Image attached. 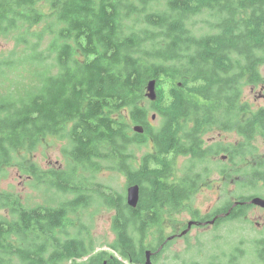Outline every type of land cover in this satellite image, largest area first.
Wrapping results in <instances>:
<instances>
[{
	"label": "trees",
	"instance_id": "1",
	"mask_svg": "<svg viewBox=\"0 0 264 264\" xmlns=\"http://www.w3.org/2000/svg\"><path fill=\"white\" fill-rule=\"evenodd\" d=\"M205 11L217 21L197 35L190 20ZM16 29L27 47L24 61L40 67L34 72L40 84L25 95L0 96V170L18 150L32 151L71 123L69 166L43 170L31 163L28 172L72 197L64 200L69 207H28L11 194L0 196V208L13 216L0 218V264H65L95 250L91 230L72 211L100 198L116 210L109 246L140 250V257L164 204L178 210L194 187L165 180L173 177L172 156L191 147L205 160L199 136L213 125H237L250 135L258 123L264 128V111L241 121L240 102L245 80L262 81L264 0H0V35ZM153 79L157 98L147 106ZM149 109L163 124L153 126ZM149 138L154 151L136 166L131 147ZM104 159L124 173L126 187L139 184L136 209L125 193L95 180ZM76 224L82 235L68 233Z\"/></svg>",
	"mask_w": 264,
	"mask_h": 264
},
{
	"label": "rangeland",
	"instance_id": "2",
	"mask_svg": "<svg viewBox=\"0 0 264 264\" xmlns=\"http://www.w3.org/2000/svg\"><path fill=\"white\" fill-rule=\"evenodd\" d=\"M42 5L46 11L49 10L46 4L42 3ZM216 21L217 17L213 16L212 12L205 11L193 16L190 20V26L197 35H201L202 32L212 30L213 22ZM41 27L39 26L38 28ZM213 31H215V28ZM21 32L22 30L16 29L6 35H0V96L8 94L25 95L40 84V79L38 74H36L40 69L39 65L24 61L27 47L25 43L18 40ZM46 43L47 41L42 43L41 49L46 46ZM259 68L262 81L254 85V83L245 80L243 84L242 100L248 102L247 105L250 107V110L252 109V112L264 106V60ZM57 70L58 68L53 64L51 72L54 73ZM35 71L36 73H34ZM147 99V106H150L151 99L148 96ZM149 110V120L153 126L158 127L163 124V119L151 109ZM252 112L249 111L247 116L252 115ZM153 115H155V118H153ZM71 125V123L66 125L63 128L62 134H48L44 136L32 151L25 152V149L18 150L19 157H14L12 164L4 165L2 170H0V196L6 193L11 194L14 197H18L28 207H36L37 205L69 207L65 204L64 200L71 198L72 195L66 193L65 190H62V193L53 187L47 188L45 179L42 184L37 182L28 172V167L31 163H35L43 170L69 166L70 159L67 151L71 146L68 136ZM135 126V124H131L132 129ZM131 134L133 135V132ZM202 136L206 141V145L221 142H232L234 145H240L243 141V137L237 130L230 129L227 131L218 126H215V128H205ZM252 142H255V140ZM131 149L130 151L134 159L133 163L139 166L142 157L146 153L154 151V145L152 141L148 140L143 145H133ZM23 152H25L27 158H24L26 156L22 155ZM192 159L185 157L183 154L172 156L174 164L173 174H176V179H181L184 175L191 174L193 176L196 173L203 172L205 178L202 184L208 181V177L213 179L214 182L209 188L201 189L200 187L188 200H185L184 203L182 202L183 205L178 210L168 213L164 212L163 216L168 215L164 218L165 222L160 223V227L162 225L166 226L167 223L178 224L183 222L190 216L189 208L193 206L206 209L208 204L213 203V201L211 203L210 201L218 196L219 201L217 204L219 205L221 202L224 204L230 197L229 190H233L234 199L255 193L253 187L248 186L249 179L247 180L244 176L237 177V167H243L244 165L238 164L235 167L234 180L236 181L233 185L229 186V181L220 172V169L225 167L226 163L220 156L211 159L206 158L202 163L201 160ZM236 163L237 160H235ZM101 164L103 165L102 169L95 174V180L101 184L110 186L118 195L125 193L127 197V178L124 173L115 169L111 160L104 159ZM80 172L81 174L90 175L83 170ZM171 179L172 176L168 180ZM258 193L262 194V191L259 190ZM103 204H105V199L100 198L91 201V206L88 208L72 211L73 213H77L75 218L91 230L90 237L93 238V243L97 250L107 249L115 235L112 230V218L115 216L116 210ZM138 205L139 203L137 206H129L136 209ZM167 210L170 211L169 207ZM168 216L170 218L166 219ZM7 217H13L10 210L0 208V218ZM257 221L262 220L257 217H254L251 221H248L246 217L239 218L237 221H231V223H226L208 232H203L200 235L199 245L188 243L186 253H183V246L176 245L172 249V252L170 249L166 257L160 258L157 264H179V262H175L173 259L187 260L184 264H195L201 261L203 256L210 257L211 254L206 253L207 251H210L212 255L221 257L222 260L215 259L213 261L221 262L222 264H227L226 258L233 259L231 264H264V247L262 246L263 241H261L264 239V224L261 228L256 225L255 222ZM76 226L77 224L71 226L68 233L74 236L82 235V231L74 230ZM128 233L130 232L128 231ZM84 234L86 235L87 233L84 232ZM149 241L153 242L154 239H150ZM261 249L262 257H260ZM241 250L243 251L242 253L240 252ZM201 252L203 256L199 254ZM177 254H179L178 258H175ZM74 260H77V258H74ZM69 262L65 264H69Z\"/></svg>",
	"mask_w": 264,
	"mask_h": 264
},
{
	"label": "flooded vegetation",
	"instance_id": "3",
	"mask_svg": "<svg viewBox=\"0 0 264 264\" xmlns=\"http://www.w3.org/2000/svg\"><path fill=\"white\" fill-rule=\"evenodd\" d=\"M259 73L261 75L260 68ZM248 78L249 76L246 77V79ZM242 97L243 93L241 95L240 102L246 109L243 110L241 121L245 122L246 124L247 122H249V118L251 116H247V113H249V111L252 112V109L250 110V107L247 105L248 102L242 100ZM258 111H264V106L253 111L252 115ZM210 127L215 128V125ZM230 129H235L239 132L237 125L231 126L228 129L226 128L225 130L228 131ZM239 134L243 137V141L242 143H240V145H234V143L232 142H221L215 143L213 145H206L205 139L202 135H200L199 138L201 142L199 148L202 152L205 153V159L217 158L220 156L222 160H225V167H222L220 169V172L221 175H224L226 177V180L229 181V186L233 185L236 181L234 180L235 167H237L238 164L244 165L243 167H237V177L244 176L245 178H247V180L249 179L248 186H252L255 190V193H252L248 196H240L239 198L234 199L232 192L233 190H229L230 197L224 204L222 202L219 205L217 204V202L219 201L218 196L217 198L212 199L210 201V203L212 201L213 203L208 204L206 209L193 206L192 208H189L190 216L183 222L178 224L167 223L166 226L162 225L160 227V223H164V218L168 215L166 214L165 216H163L164 212L168 213L167 208L169 207V203L164 204L162 215L159 217L158 221L155 222L156 224H152V226L149 228V231L146 233V237L142 241V244L145 246L146 249L144 253L142 252L140 257V250L134 248L133 250H129L128 248L115 249L109 246L107 249L104 248L100 250H92L81 258H77V260L71 259L69 260L70 262L68 261L69 264H157V261L160 258L166 257V254L170 251V249L172 252V249L176 245L183 246V253H186L188 243H191L193 245H199L201 233L208 232L213 228L220 227L226 223H231V221H237L239 218L246 217L248 221H251L254 217H257L262 221H257L255 223L257 226L262 228V225L264 224V205L255 203L254 199L257 197L264 199V128L258 123L256 125V129L251 135L250 131H247V134L240 132ZM253 140H255V142H252ZM182 154L185 155V157H190L191 159L193 158L192 160H199V158L195 156L191 147H189V150L187 152ZM182 154L179 153V155ZM235 160H237L236 164ZM204 178L205 174L202 172L196 173L193 176H191V174L184 175L181 179L177 178L178 180L176 179V174H173L171 180H168V177L165 180L169 183L170 181L173 183H178L183 187L189 184H193L194 187L192 193L190 191L188 197L190 198L195 191L199 190L200 187L201 189L209 188V186L214 182L213 179H210L208 177V181L202 184ZM259 190L262 191V194L258 193ZM188 198L184 199L182 202L184 203V201L188 200ZM183 203L181 205H183ZM169 218L170 217L168 216L166 219ZM113 237L115 239L116 236L114 235ZM150 239H154V241L150 242ZM261 241H263L262 246L264 247V239H262ZM101 251H104L105 255H100L99 253ZM261 251L262 249L260 250V257H262ZM202 252L199 254L203 256ZM240 252L242 253L243 251L241 250ZM206 253L211 254L210 257L208 258L203 256L202 260L195 264H222L221 262L213 261L215 259L222 260L221 257L212 255L210 251H207ZM178 255L179 254H177L175 258H178ZM99 256H103L104 259L102 261H100L99 259L95 261L94 259ZM239 256L241 257V255ZM232 260L233 259L230 260V258H226L227 264H231ZM173 261L179 262V264H184L187 260L182 261L178 259H173Z\"/></svg>",
	"mask_w": 264,
	"mask_h": 264
},
{
	"label": "water",
	"instance_id": "4",
	"mask_svg": "<svg viewBox=\"0 0 264 264\" xmlns=\"http://www.w3.org/2000/svg\"><path fill=\"white\" fill-rule=\"evenodd\" d=\"M156 80L153 79L149 82L148 84V89H147V96L153 101L157 98V90H156ZM153 118H155V115H153ZM134 129L140 133H142L143 127L141 125H136L134 127ZM127 203L130 206H137V204L139 203V199H140V186L139 184H131L128 186L127 188ZM254 202L257 204H262L264 205V199L262 198H255Z\"/></svg>",
	"mask_w": 264,
	"mask_h": 264
},
{
	"label": "bare ground",
	"instance_id": "5",
	"mask_svg": "<svg viewBox=\"0 0 264 264\" xmlns=\"http://www.w3.org/2000/svg\"><path fill=\"white\" fill-rule=\"evenodd\" d=\"M128 188V187H127ZM126 194H127V191H126Z\"/></svg>",
	"mask_w": 264,
	"mask_h": 264
}]
</instances>
